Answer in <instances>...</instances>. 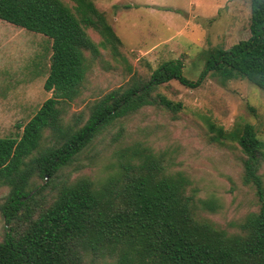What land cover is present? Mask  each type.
<instances>
[{
  "label": "rangeland",
  "instance_id": "obj_1",
  "mask_svg": "<svg viewBox=\"0 0 264 264\" xmlns=\"http://www.w3.org/2000/svg\"><path fill=\"white\" fill-rule=\"evenodd\" d=\"M77 13L75 0H64ZM123 45L104 43V34L85 26V74L71 100L59 101L62 132L41 130V146L61 143L82 126L91 107L111 91L146 80L165 61L181 59L184 74L199 80L209 55L250 36L249 0H94ZM52 39L0 18V137L19 138L25 124L53 95L45 86ZM250 124L264 141V90L247 78L228 80L205 72L201 84L171 80L154 88L138 106L101 129L73 161L63 166L41 199L53 203L61 188L89 180L104 201L129 175L180 180L191 210L227 236L248 242L260 201L246 177L245 156L232 134ZM156 159V160H154ZM160 166H156L157 163ZM152 165H155L153 167ZM162 165V166H161ZM264 186V157L257 164ZM45 182L35 172L27 189ZM10 185L0 177V206ZM0 210V240L5 232ZM248 257V258H246ZM237 264H257L251 256ZM87 264H118L115 253H87Z\"/></svg>",
  "mask_w": 264,
  "mask_h": 264
},
{
  "label": "trees",
  "instance_id": "obj_2",
  "mask_svg": "<svg viewBox=\"0 0 264 264\" xmlns=\"http://www.w3.org/2000/svg\"><path fill=\"white\" fill-rule=\"evenodd\" d=\"M75 1L77 13L64 0H0L1 19L52 39L45 86L53 91L25 124L18 123L23 127L19 138L0 137V177L10 185L0 206L5 221L0 264H87L85 254L90 252L115 253L118 264H237L239 254L264 264V186L257 172L264 141L250 124L232 132L245 156L246 177L255 184L260 201L248 242L197 219L181 181L153 173L145 177L128 172L129 181L107 201L89 180L63 186L53 203L41 199L45 190L57 184L60 169L101 129L138 106L161 84L178 80L194 88L212 70L222 80L244 77L264 90V0H249L250 36L228 48H216L199 80L185 76L181 59L165 61L142 83L99 99L86 122L63 142L42 147L43 127L65 130L58 102L71 100L84 79L83 50L91 44L85 26L97 27L105 44L123 45L94 0ZM34 172L45 182L27 189Z\"/></svg>",
  "mask_w": 264,
  "mask_h": 264
}]
</instances>
